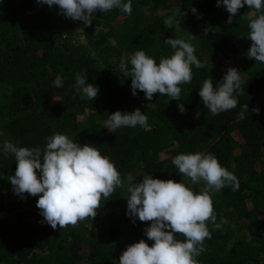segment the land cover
Masks as SVG:
<instances>
[{"label":"trees","instance_id":"1","mask_svg":"<svg viewBox=\"0 0 264 264\" xmlns=\"http://www.w3.org/2000/svg\"><path fill=\"white\" fill-rule=\"evenodd\" d=\"M127 2V0H124ZM172 7L180 9L176 24L183 30L199 25H213L201 36L185 39L196 49L195 55L204 68L192 66L190 84L180 85V100L155 94L145 104H133L131 78L119 70L124 53L143 50L159 63L174 50L165 43L179 38L176 24L167 28L164 17L157 14ZM195 8L194 14L191 9ZM240 11L228 23L229 13L217 0H132V13L119 9L94 13L91 26L64 18L72 30L81 28L88 45L72 43L65 36L60 10L40 5L36 0H0V146L8 140L17 147L44 150L48 137L67 135L80 145L95 146L116 166L120 174L148 173L153 179L185 183L195 193L204 184L193 185L172 164L179 154L204 152L213 154L220 165L232 172L239 189L225 187L212 194L214 215L221 229L213 230L204 241L205 250L196 257L197 264H261L264 255V120L251 111L259 93L264 90V63L248 59L251 47L250 29ZM199 17V18H198ZM68 19V20H67ZM70 21V22H68ZM201 51L212 56L206 61ZM216 57V61L214 60ZM225 61H238L240 68L252 77L242 81L244 95H239L235 109L213 116L199 96L204 80L212 78L214 86L222 82L227 70ZM81 73L99 93L95 100L81 99L73 87ZM57 75L63 87L54 88ZM137 93L144 96L143 92ZM171 103L180 106L173 115ZM248 104L245 118L237 119L242 106ZM140 109L148 117V127L120 128L115 133L105 128L110 114L132 113ZM180 119V120H178ZM239 145L244 148H238ZM14 157L0 150V264L16 260L22 264H119L128 245L141 239L151 246L144 229L149 223H135L127 212L105 217L98 231H89L85 222L78 227L53 229L41 223L36 207L39 197L17 196L8 178L15 174ZM39 174V173H38ZM121 195L101 201V208L113 209ZM115 199V200H114ZM227 220L246 229L255 248L236 237ZM183 240V236H177Z\"/></svg>","mask_w":264,"mask_h":264},{"label":"clouds","instance_id":"2","mask_svg":"<svg viewBox=\"0 0 264 264\" xmlns=\"http://www.w3.org/2000/svg\"><path fill=\"white\" fill-rule=\"evenodd\" d=\"M49 8L59 7V14L73 21H82L85 27L91 26L93 14L108 13L113 9L131 15L132 0H36ZM223 6L230 14L228 23L245 6L249 11L244 15L250 29L247 39L251 43L246 55L248 59L264 63V0H217V7ZM195 14L197 10L192 8ZM199 18V17H198ZM167 28L173 25L170 17L164 21ZM180 23L176 24L177 31ZM193 38H196L192 35ZM165 43L174 50L170 57H160L159 63L146 55L143 50L124 53L119 70L131 78L132 95L137 90L151 101L155 94L180 100V85L190 84L192 66L204 68L195 55V47L182 38H168ZM54 88L63 87V78L57 75ZM73 87L80 98L95 100L99 89L88 83V78L77 73ZM239 95L245 94L242 77L236 68H229L222 82L214 86L213 79L204 80L199 96L206 109L213 115L235 109ZM252 112L259 114V108ZM249 112L248 104L242 106L238 120ZM148 127V117L140 109L132 113L116 111L109 115L105 128L115 133L120 128ZM4 135L0 132V136ZM5 157L15 159V174L10 181L13 191L22 198L25 194L39 197L36 207L54 230L69 226L78 227L80 223L94 221L101 208V201L109 200L118 188H126L127 215L135 223H149L144 229L149 246L145 240L126 247L119 257V264H197L196 257L205 250L204 241L211 238L208 224L221 229L214 215L212 194L225 187L233 191L239 189L238 178L222 167L213 154H179L172 159L180 176L193 185L203 183L204 189L195 193L186 184L174 180L153 179L144 175L141 183H133L132 173H128L127 185L116 166L92 145L75 143L67 135L56 133L47 139L43 151L40 148L17 147L5 140L0 146ZM39 173V174H38ZM183 236V240L177 239Z\"/></svg>","mask_w":264,"mask_h":264},{"label":"rangeland","instance_id":"3","mask_svg":"<svg viewBox=\"0 0 264 264\" xmlns=\"http://www.w3.org/2000/svg\"><path fill=\"white\" fill-rule=\"evenodd\" d=\"M179 12L180 9L178 7H172L163 11L158 10L157 14H159L160 16L164 17V19H168V18H172L173 19V25L176 24V20L179 16ZM66 18L65 16L60 14L59 17V22H62V26L65 29V36L68 38H70L72 43H75L77 45L80 46H86L88 45V40L85 37V33L82 31L81 28H77V30H72L71 24L66 23L63 21V19ZM68 20V19H67ZM70 22V21H68ZM172 25V26H173ZM214 29L213 25H209V26H205V25H199L196 29L194 30H183L181 28H179V30L177 31L178 37L182 38V39H189L191 38L193 33H197L198 35H202L203 33L206 34V32H208L209 30ZM177 30V29H176ZM202 57L206 60V61H212L213 58L210 54L205 53L204 51H201ZM216 61V57L214 59ZM224 70H228L229 68H236L240 71V75L242 77V81L245 82H250L252 80V77L249 75L248 72H246L245 70H242L240 68V64L238 63V61H235L233 63H229V61H225L222 66H221ZM131 95H132V90H131ZM147 99L138 94L133 96L132 95V103L139 105V104H145L147 103ZM253 108H259L260 112L257 115L256 113H254L255 116H257L258 118H260L261 120H264V90H262L256 101L253 104ZM169 109L172 112L173 115L178 116L180 114V106L176 103H171L169 105ZM180 120V119H178ZM235 140L238 141L237 137H235ZM238 143V148L242 149L244 148L243 146L239 145V141ZM202 154H205L204 152H200ZM127 174H121V178L124 180L125 184L127 185ZM148 173L143 172L142 170H138V174L137 175H133L134 180L133 183H141L143 181V176L146 175ZM149 175V174H148ZM187 179V178H186ZM188 180V179H187ZM190 181V180H189ZM114 194H120L121 196L119 198H117L118 203L116 205H114L115 207L111 210H105V209H98V214L97 217L94 221H92L91 219H88L87 221H85V225L88 228L89 231H98L100 230V226H101V222L105 217H110L113 216L119 212H127V197L129 195V193L126 191V188H118L116 190V193ZM115 200V199H114ZM230 224L229 226L233 229V231H235V239H233L230 243V246L232 245V243L236 240V237H244V241L246 243H249L251 245V248H255L257 246V242H255L253 240V237L251 236V234L246 230V229H239V225L236 224L233 220H227ZM2 264H22V263H18L16 260H9V261H4L2 262ZM261 264H264V255L261 257Z\"/></svg>","mask_w":264,"mask_h":264}]
</instances>
